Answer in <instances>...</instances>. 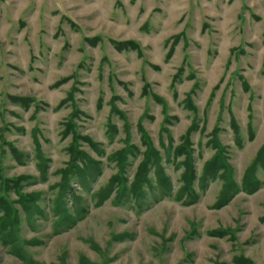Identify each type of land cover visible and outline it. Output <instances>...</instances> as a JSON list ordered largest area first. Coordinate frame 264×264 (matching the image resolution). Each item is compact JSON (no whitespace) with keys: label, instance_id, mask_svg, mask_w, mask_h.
Instances as JSON below:
<instances>
[{"label":"rangeland","instance_id":"obj_1","mask_svg":"<svg viewBox=\"0 0 264 264\" xmlns=\"http://www.w3.org/2000/svg\"><path fill=\"white\" fill-rule=\"evenodd\" d=\"M263 148L264 0H0V264H264Z\"/></svg>","mask_w":264,"mask_h":264},{"label":"trees","instance_id":"obj_2","mask_svg":"<svg viewBox=\"0 0 264 264\" xmlns=\"http://www.w3.org/2000/svg\"><path fill=\"white\" fill-rule=\"evenodd\" d=\"M127 46H129V47L131 46V47L135 48V46L131 45V44H128ZM17 101L23 102V100H20V99H16L14 102H17ZM75 113H76V111L71 115L70 121H68L65 125V132L66 133L69 132L71 135H72V133H71L70 129L72 130L73 129L72 127L74 126L73 122H71V121H72L73 115ZM231 123H232V129L234 131V134L237 135V129L235 128L234 121L232 120ZM195 130H196V126H191L188 129V131H186V133L182 136L184 138L183 139L184 142H183L182 146L178 147L176 150V152L179 153V155H183L185 157L186 166L188 168L187 172H186L187 179L186 178L184 179L186 181V184L183 187L182 192H181V193H184L186 196L192 195L191 184H192V180L194 178V174L192 173V170H191V165H192L191 152L192 151H190V147H189L190 146L189 136ZM73 133H74V131H73ZM215 134H216V131L213 132V134L210 137V141H209V144L215 149V154L209 161H207L205 163V165L203 167V171H202V180H204L207 177L213 178L218 174V172H221L226 184H225L224 188L222 189L221 194H220L218 201L216 203V206L220 207L225 201H227L229 198H231V192H232L233 186H231L229 167L225 162V159L223 156V151L220 149L219 143L216 142L218 140H217V137ZM77 139H78V136H77ZM9 146H10L11 151L13 153H16L15 149L12 148L11 145H9ZM76 148H77V146L74 143H72L68 149V154L70 157V160H69L70 163L68 164V166L70 165V172L72 170V172H75L77 175H79V177H81L84 174L85 170L92 169L93 166H92L91 161L89 159H87L84 154L79 153V151ZM263 151H264V148H263ZM263 151H262V153H263ZM151 153L152 152H150L149 154H151ZM262 153L256 157L255 162L253 163V168H251V170H249L246 173V175H244V184L248 190L255 189V187L257 185V181L254 177L256 166L260 165L264 168V164L261 163L262 161L264 162V160H263L264 154H262ZM149 154L145 155L141 165L138 168L137 174H138L139 180H144V178H145V174L147 172V163H148ZM262 155H263V159H261V157H260ZM123 156H125V152H124ZM124 159L125 158H122L120 160V166H124V162H125ZM77 161H80L83 164H85L84 170L80 169V167L76 164ZM160 172L161 171L158 168V170H157L158 182H159V184H166V179L164 176H162V174ZM67 174H68L67 171L64 170L62 173L64 179L67 178ZM114 181L117 184V186L121 190H123V188H124L122 185L123 179H122L121 175H119V174L115 175L111 179L112 183ZM112 183H109V185L111 186ZM138 184L139 183L137 180V182L134 183V186L132 187V189H133L132 194L134 196L138 195L140 192V190H139L140 187L138 186ZM253 191H251V192H253ZM0 209H2V212H4L5 215H7L6 209H8V207L4 206V201H2V200H0Z\"/></svg>","mask_w":264,"mask_h":264}]
</instances>
